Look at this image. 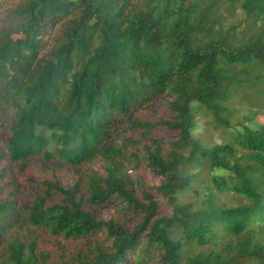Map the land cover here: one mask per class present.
<instances>
[{"label": "trees", "instance_id": "1", "mask_svg": "<svg viewBox=\"0 0 264 264\" xmlns=\"http://www.w3.org/2000/svg\"><path fill=\"white\" fill-rule=\"evenodd\" d=\"M203 1L0 10V264H264V0Z\"/></svg>", "mask_w": 264, "mask_h": 264}, {"label": "rangeland", "instance_id": "2", "mask_svg": "<svg viewBox=\"0 0 264 264\" xmlns=\"http://www.w3.org/2000/svg\"><path fill=\"white\" fill-rule=\"evenodd\" d=\"M15 0H0V10H1V18L3 19L7 13V10L10 6H12L14 4ZM209 0H204L203 4L208 3ZM253 29H250V33H252ZM248 32V30H247ZM248 35V34H247ZM264 86V84H263ZM250 93V92H249ZM251 94V93H250ZM253 94V93H252ZM238 101H242V96H237L236 98ZM263 107L262 109H264V104H262ZM237 114L235 118V120L233 122H237L239 120V118H242V116H244L246 113H248L250 110L253 111H257L259 109V107H257L256 105H244L243 103H238L237 104ZM261 110V108H260ZM196 119H197V124L196 127L194 128V135L197 137H200L201 139L205 140L206 142H219L220 140L222 141H233L236 142L235 139V131L234 130H229V131H224L222 129L219 128H215L214 123L212 122V118L208 115L205 114V112L202 110V112H198L196 113ZM45 133L47 135H49V133L47 131H45ZM208 139V140H207ZM191 195L187 194L186 196H183V201H189L191 200ZM231 200L230 197L224 198L221 197V201H224L226 203L229 202V199ZM41 240L43 242L49 243L50 241L53 240V238L48 237L47 235L43 234ZM61 243L67 246H79L81 245L82 241L78 240H72V241H68L65 239H61Z\"/></svg>", "mask_w": 264, "mask_h": 264}]
</instances>
